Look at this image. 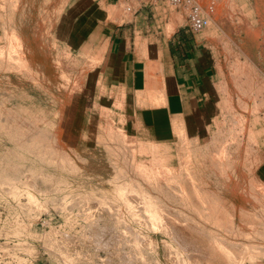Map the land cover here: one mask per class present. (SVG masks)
<instances>
[{
	"label": "rangeland",
	"instance_id": "obj_1",
	"mask_svg": "<svg viewBox=\"0 0 264 264\" xmlns=\"http://www.w3.org/2000/svg\"><path fill=\"white\" fill-rule=\"evenodd\" d=\"M89 3L0 0V119L12 116L22 124L28 122L24 128L36 130L19 131L24 135L19 142L8 135L0 147V264H186L185 256L195 251L186 248L183 230L198 238L203 231H218L219 238L229 242L264 245V184L259 183L263 142L259 124L256 129L249 127L250 121L261 120L264 125V0H120L108 9L123 19L145 13L151 28L165 35L179 26L188 28L193 7L208 20V26L196 33L213 45L218 62L213 92L218 114L201 137L186 134L181 126L171 140L156 143L124 118L121 102L103 109L95 100L82 102V107L76 101L85 74L96 61L89 53L72 52L56 42L53 28L58 18L76 14ZM27 47L40 56L42 70L24 62L14 65L11 58L27 52ZM26 95L31 97V109L23 100ZM33 135L39 138L31 139ZM20 141H27L28 151L36 149L32 154L37 155L23 154L20 148L22 157L10 159L19 154L14 147ZM155 151L164 155L158 158ZM152 157L162 162L152 163ZM123 183L133 196L135 189L143 191L145 199L138 190L135 198L145 206L137 199L130 207L119 198L126 194ZM116 184L121 192L114 189ZM150 199L163 213V224L151 223L148 215L155 213L142 210ZM220 208L235 210L229 213L231 227L208 220L216 214L209 210ZM240 208L257 220L259 232L237 236L243 225L238 219ZM246 264H264V259L254 256Z\"/></svg>",
	"mask_w": 264,
	"mask_h": 264
},
{
	"label": "crops",
	"instance_id": "obj_2",
	"mask_svg": "<svg viewBox=\"0 0 264 264\" xmlns=\"http://www.w3.org/2000/svg\"><path fill=\"white\" fill-rule=\"evenodd\" d=\"M119 2L90 0L86 8L55 23L56 42L72 52L89 53L96 61L85 74L76 101L81 105L95 100L103 109L121 102L124 118L155 143L171 140L181 126L188 135L203 136L218 114L213 106L218 74L213 45L204 34L181 26L168 35L157 32L145 13L134 12L130 19L110 13L108 9ZM256 123L263 142L259 182L264 184V125L250 121V129H256Z\"/></svg>",
	"mask_w": 264,
	"mask_h": 264
},
{
	"label": "bare ground",
	"instance_id": "obj_3",
	"mask_svg": "<svg viewBox=\"0 0 264 264\" xmlns=\"http://www.w3.org/2000/svg\"><path fill=\"white\" fill-rule=\"evenodd\" d=\"M11 23V22H10ZM10 25V24H9ZM13 27V26H12ZM12 27H11V29H12ZM10 28V27H9ZM10 29V30H11ZM12 31H13V29H12ZM27 45H29V43H28V41H27ZM26 51L27 52H23L22 51V53H21V55L19 56V54H20V52L19 53H17V56H16V58L15 57H13V58H11V60H16V63H14V65L15 64H18L19 62L20 63H26V66L27 67H36V68H41V70H42V65H40L39 64V60H40V56H38V54L36 55L35 54V52L31 49V48H26ZM19 56V57H18ZM45 61V60H44ZM19 63V64H20ZM58 63V62H57ZM35 65V66H34ZM40 65V66H39ZM52 65H53V63H52ZM58 65V64H57ZM56 65V66H57ZM60 65V64H59ZM61 66V65H60ZM57 67H59V66H57ZM12 68H14V66L12 67ZM60 68V67H59ZM47 69V68H46ZM61 69H58V71H60ZM55 71H57V69L55 68ZM61 72V71H60ZM69 73V72H68ZM61 74V73H60ZM62 76L63 75H65V77H66V74L64 73V72H62V74H61ZM68 79V78H67ZM253 80V79H252ZM67 84V83H66ZM16 87V86H15ZM251 87H252V85H251ZM26 88V87H25ZM30 90V89H29ZM26 91V92H25ZM24 92L25 93H27L28 92V88L25 90ZM26 96H28V95H26ZM23 99V98H22ZM23 100H28L27 102H28V105H27V107H29V109H31L32 107H31V102L32 101H30L31 100V97H25ZM13 106V105H12ZM27 112L29 113V110H27ZM9 113V112H8ZM7 113V114H8ZM7 114L5 115L6 117H7ZM15 114V113H14ZM263 115V114H262ZM8 116H10V114H8ZM12 117V116H11ZM9 118V117H7V120H2V119H0V147H4V140H5V137L6 136H8V135H11L12 136V138L11 139H13L14 138V140H16L15 142H19L18 140H19V138L22 136V137H24V135H22V133H20L19 134V131L20 132H27L28 133V131H35L36 132V130L34 129H30V128H24L23 127V124H25V123H20V121H18L17 119L15 120V119H13L12 120V118ZM262 117V116H261ZM8 118H9V121H8ZM20 120V119H19ZM23 120H25V119H23ZM29 121V120H28ZM31 121V120H30ZM32 122V121H31ZM28 123V122H27ZM26 123V124H27ZM25 124V125H26ZM11 125H14V127H12ZM28 125H29V123H28ZM20 126V127H19ZM11 127V128H10ZM38 131H39V128H36ZM27 130V131H26ZM251 132V131H250ZM11 133H13V134H11ZM28 134H30V133H28ZM33 134V133H32ZM40 134V133H39ZM41 135V134H40ZM30 136V135H29ZM37 136V135H36ZM35 136V137H36ZM39 136V135H38ZM37 136V137H38ZM42 136V135H41ZM34 137V135L32 136V137H30L31 139L32 138H35ZM37 137H36V139H37ZM26 138V137H25ZM25 138H22L23 139V141H25L24 139ZM39 138V137H38ZM251 138H252V135H251ZM10 139V138H9ZM21 139V140H22ZM31 139H30V141H31ZM35 139V140H36ZM253 139V138H252ZM35 140H33V142H35L34 143V145H38L39 146V144L38 143H36L37 142V140L35 141ZM39 140V139H38ZM42 140V139H41ZM47 140V139H46ZM22 141V142H23ZM28 141H29V139H28ZM21 141H20V143H17V144H19L18 146L16 145L14 148L16 149V151H18V149L20 150V148H21V150L23 149V154L24 153H28V155H29V153H30V155L32 154V152L33 151H35L36 149L38 150V152H39V149H40V146L38 147L37 146V148L35 149V150H31V152H29L28 151V148L27 147H29L28 145L27 146H25L26 145V143H27V141L26 142H23L22 143ZM32 142V143H33ZM22 143V144H21ZM39 143H40V141H39ZM30 149L32 148V146H33V144H31L30 143ZM14 146V145H13ZM6 147V146H5ZM34 147V146H33ZM50 147V146H49ZM39 148V149H38ZM46 148V147H45ZM48 148V147H47ZM25 149H27V150H25ZM29 149V150H30ZM33 149V148H32ZM53 149V148H52ZM3 150V149H2ZM7 149H5V151H6ZM13 150V149H12ZM12 150L10 149V151L12 152ZM20 150V151H21ZM43 150V149H42ZM41 150V151H42ZM46 150V149H45ZM48 150V149H47ZM46 150V151H47ZM1 151V150H0ZM13 151H15V150H13ZM16 151L15 152H13V153H16ZM44 151V150H43ZM19 152V151H18ZM0 153H3V152H0ZM4 153H7V151L6 152H4ZM50 153V152H49ZM52 153V152H51ZM53 153H54V151H53ZM144 153V152H143ZM142 153V154H143ZM155 154H154V156H156V157H158V156H162V155H164L163 153H160L159 151H155L154 152ZM22 154V153H21ZM34 154L35 155H37L36 154V152H34ZM34 154H32V156L34 155ZM48 154V153H47ZM14 155V154H13ZM19 155H20V152H19V154L17 153V155L15 154L14 156L15 157H10V159H12V158H16V156L17 157H19ZM42 155H44L43 154V152H42ZM45 155H46V153H45ZM51 155V154H50ZM56 155V154H55ZM144 155V154H143ZM8 156H9V154H8ZM21 156V155H20ZM153 156V155H152ZM22 157V156H21ZM20 157V158H21ZM26 157V156H25ZM36 157V156H35ZM43 157V156H42ZM37 158V157H36ZM44 158V157H43ZM59 158V157H58ZM57 158V159H58ZM68 158V157H67ZM153 158V157H152ZM159 158V157H158ZM158 158H156V159H158ZM61 159V158H60ZM156 159H155V157L153 158V160H151L152 161V163H156L157 161H160V162H162V158L161 159H159V160H157L156 161ZM14 160V159H13ZM21 160V159H20ZM44 160V159H43ZM50 160V159H49ZM54 160H56V159H54ZM79 160V159H78ZM81 160V159H80ZM51 161V160H50ZM59 162L60 161H63V160H58ZM68 160H66V162H67ZM164 161V160H163ZM27 162V161H26ZM47 162H48V160H47ZM57 162V161H56ZM159 162V163H160ZM63 163V162H62ZM186 163V162H185ZM223 164V163H222ZM63 165V164H62ZM71 165V164H70ZM73 165V164H72ZM137 165V164H136ZM150 165H151V162H150ZM150 165H149V167H150ZM153 165V164H152ZM151 165V166H152ZM156 165V164H155ZM160 165V164H159ZM186 165V164H185ZM67 166H68V164H67ZM158 166V165H157ZM156 166V167H157ZM184 166V165H183ZM71 167V166H70ZM74 167V166H73ZM139 167V166H138ZM141 167V166H140ZM139 167V169H141ZM154 167V166H153ZM77 168V167H76ZM144 168V167H143ZM142 168V169H143ZM146 168V167H145ZM151 168V170H154L152 167H150ZM155 168V167H154ZM161 168V167H160ZM162 168H165V167H163L162 166ZM167 168V167H166ZM165 168V169H166ZM169 168V167H168ZM171 168V167H170ZM8 169V168H7ZM11 169V168H10ZM14 169V168H13ZM60 169V168H59ZM62 169H63V167H62ZM72 169V168H71ZM159 169V168H158ZM15 170V169H14ZM65 170V169H64ZM67 170V169H66ZM70 170V169H69ZM150 170V171H151ZM155 170H156V172H155ZM154 170V173H158L157 172V169H155ZM161 170V169H160ZM172 170V169H171ZM184 170V169H183ZM72 171V170H71ZM73 171L75 172V170L73 169ZM159 171V170H158ZM165 171V170H164ZM163 171V172H164ZM167 171H169V170H167ZM225 171V170H224ZM68 173V172H67ZM116 173V172H115ZM119 173V172H118ZM186 173V172H185ZM168 174V173H167ZM225 174V173H224ZM155 175H157V174H155ZM178 175V174H177ZM226 175V174H225ZM170 176V175H169ZM172 176V175H171ZM179 176V175H178ZM224 176V175H223ZM116 177H117V174H116ZM157 177V176H156ZM113 178H114V176H113ZM118 178V177H117ZM116 178V179H117ZM120 178V177H119ZM171 178V177H170ZM27 179V178H26ZM30 179V178H29ZM169 179V178H168ZM112 180H115V179H112ZM182 180V179H181ZM116 181V180H115ZM114 181V182H115ZM169 181V180H168ZM25 182V181H24ZM24 182H23V184H24ZM128 182V181H127ZM258 182V181H257ZM29 183V182H28ZM107 183H109V182H107ZM121 183H122V181H121ZM120 183V184H121ZM124 183H126L125 181H124ZM123 183V184H124ZM260 183V182H259ZM258 183V184H259ZM31 184V183H30ZM112 184H115V183H112ZM132 183L131 182H129V185H131ZM261 184V183H260ZM259 184V185H260ZM28 185V184H27ZM26 185V187H28ZM32 185H33V183H32ZM64 185H66V183L64 184ZM128 185V184H127ZM127 185H125L124 184V186H123V192L122 193H126L125 195H127L126 197H125V195L124 194H122L123 195V197H119V198H121V199H125V201L124 202H126V204H127V202H128V205H134V203L133 202H135L136 203V201H132V200H137V201H139L140 200V198H135V197H138V195H137V193L135 192L136 190H138V189H135V191H133L134 193V196L130 193V192H126L125 190H127ZM203 185V184H202ZM117 186V184L115 185V187ZM132 187L133 186H135V185H131ZM29 187H30V185H29ZM28 187V188H29ZM114 187V189H116V190H120V192L122 191V189H120V188H122L121 187V185L118 187H116L115 188ZM136 187V186H135ZM134 187V188H135ZM261 187V186H260ZM118 188V189H117ZM113 189V190H114ZM128 189H130V187L128 188ZM132 189V188H131ZM140 190V189H139ZM138 190V191H139ZM199 190V189H198ZM119 192V191H118ZM143 191H139V194L140 193H142ZM195 192V191H194ZM112 193H113V191H112ZM136 193V194H135ZM116 195H118V193L116 194ZM141 195V194H140ZM139 195V196H140ZM145 196V195H144ZM146 196H148V197H150L148 194L146 195ZM127 197H129L128 199H127ZM140 197H142V195L140 196ZM190 197V196H189ZM118 198V199H119ZM142 198H146V197H142ZM141 198V199H142ZM195 198H197V195H196V197ZM143 199V200H144ZM149 199V198H148ZM100 200H103V198L102 199H100ZM106 200V199H105ZM108 200V199H107ZM115 200V199H114ZM120 200V199H119ZM126 200H128V201H126ZM142 200V201H143ZM104 201V200H103ZM109 201H111L110 199H109ZM130 201V202H129ZM151 201V199L148 201V202H150ZM203 201V200H202ZM227 201V200H226ZM102 202V201H101ZM105 202V201H104ZM107 202V201H106ZM105 202V203H106ZM121 203L123 202V201H120ZM139 202H141V200L139 201ZM147 202V201H146ZM152 202H154V200L152 201ZM152 202H150V205L147 203V205H146V207H145V209H142L144 212H146L147 214H149V213H155V215H152V214H149L148 215V217L150 218V220H151V223H156L157 225L159 224L160 225V223L162 222V224H163V221L165 220L164 219V216L162 215H160L159 213H161V211H160V209H157V207L155 208V206H153V205H151V204H154V203H152ZM156 202V201H155ZM210 202V201H209ZM142 204H143V206H145V202H141ZM212 203V202H211ZM125 204V203H124ZM123 204V205H124ZM140 204V203H139ZM160 204V203H159ZM162 204V203H161ZM193 204V203H192ZM201 204V203H200ZM219 204V203H218ZM227 204V203H226ZM131 205H130V207H131ZM204 205V204H203ZM213 205V204H212ZM125 206V205H124ZM151 206V207H150ZM208 206H210V205H208ZM215 206V205H214ZM216 206H217V204H216ZM128 207V206H127ZM137 208H139V207H137ZM136 208V209H137ZM132 209V208H131ZM135 209V208H134ZM133 209V210H134ZM140 209V208H139ZM138 209V210H139ZM162 209V208H161ZM118 210H119V208H118ZM142 210H140V212L142 211ZM213 210V212H216V214H214L213 212H212V214H214V215H209V217H207L208 218V220H210L211 222L212 221H214V222H217V223H220V225H221V227H223V228H228V227H231V224H230V222H231V220H232V216L229 214V213H233V212H235V210L234 209H222L221 210V208L220 209H211V210H209V211H212ZM127 211V210H126ZM130 211H132V210H130ZM135 211H137V210H135ZM202 211H204V210H201V212ZM206 211V210H205ZM140 212L138 213L139 214V216H140ZM238 219L240 220V222H242L243 223V225L242 226H240L239 227V232L237 233V236L238 235H242V236H246V237H249L251 234H253L254 232L253 231H255V232H259V224H258V222H257V220L255 219V218H253V215L251 214V213H249L248 211H246V210H244V209H239L238 211ZM248 212V213H247ZM133 213V212H132ZM143 213V212H142ZM157 213V214H156ZM134 214H136L135 212H134ZM132 215V214H131ZM145 215V214H144ZM164 215H166V217H168L169 215H167L166 213L164 214ZM233 215V214H232ZM136 216H138V215H136ZM142 216V215H141ZM141 216H140V218H141ZM153 216H155V217H153ZM184 216V215H183ZM211 216V217H210ZM146 217H147V215H146ZM170 217V216H169ZM176 217V216H175ZM186 217H189V216H186ZM144 218V220H146L145 219V217H143ZM132 219V218H131ZM134 219H137L136 217H134ZM138 219H139V217H138ZM137 219V220H138ZM167 219V218H166ZM176 219V218H175ZM184 219V218H183ZM191 219H193V218H191ZM206 219V218H205ZM140 220V219H139ZM141 220H142V218H141ZM140 220V221H141ZM186 220V219H185ZM134 221V220H133ZM147 221H148V219H147ZM159 221H161L160 223H157V222H159ZM194 221V220H193ZM250 221H253V223H251ZM145 222V221H144ZM165 222V221H164ZM139 223V222H138ZM167 223V222H166ZM150 224V223H149ZM196 224V223H195ZM145 225V224H144ZM151 225V224H150ZM197 225V224H196ZM195 225V226H196ZM148 226V225H147ZM152 226H155V225H153L152 224ZM170 226H172V225H170ZM186 226V225H185ZM215 226H218V228H219V225H215ZM156 227V226H155ZM174 227V226H173ZM212 227V226H211ZM242 227V228H241ZM150 228H152V227H150ZM160 228H162V227H160ZM164 228V227H163ZM215 228V227H214ZM217 228V229H218ZM216 229V228H215ZM166 230V228L164 229V231ZM249 230H251V231H249ZM169 231V230H168ZM171 231V230H170ZM169 231V232H170ZM203 231V230H202ZM212 231V230H211ZM215 232H216V230H214ZM166 233H167V235H168V232H167V230L165 231ZM164 232V233H165ZM200 232H201V230H200ZM205 231H203V234L202 233H200V234H202L201 236L202 237H200V238H198L197 236L198 235H196V234H194V235H192L191 233H190V231H187V230H183V239L185 240V242H186V244H188V246L189 245H192V247L190 246V247H188V246H186V248L187 249H189V250H191L192 251V249L195 251V252H193L192 254H190V256H188V257H186L185 256V258L187 259L186 261L188 262V263H186V264H246V261H249L250 259H252L254 256H260V257H263V259H264V245H262L261 243H259V242H256V243H253V244H248V243H246V242H235V241H228V239L226 238H219V234H218V231L215 233V234H213V233H210V232H205ZM173 233V232H172ZM218 234V235H217ZM255 234V233H254ZM171 235H173V234H171ZM261 235H262V233H261ZM222 236V235H221ZM224 237V236H223ZM144 238V237H143ZM181 239V238H180ZM144 240V239H143ZM171 240V239H170ZM193 240V241H192ZM195 240H197L199 243H197V244H195ZM178 241V240H177ZM180 242V241H179ZM229 242V243H228ZM149 244V243H148ZM185 244V243H184ZM177 245H179L178 244V242H177ZM164 246V245H163ZM168 247V246H167ZM178 247V246H177ZM179 248V247H178ZM186 249V250H187ZM171 250H173L172 248H171ZM176 249H174L173 251H175ZM180 250V249H179ZM183 250V249H182ZM184 250H185V248H184ZM183 250V251H184ZM185 250V251H186ZM188 250V251H189ZM169 251V250H168ZM184 251V252H185ZM190 251V252H191ZM172 252V251H171ZM179 253V255H180V252H178ZM196 253V254H195ZM176 254V253H175ZM166 255V254H165ZM169 255V254H168ZM174 256V255H173ZM172 256V257H173ZM169 257H170V255H169ZM175 258L176 257H178V255H176V256H174ZM180 258H181V255L179 256ZM168 258V257H167ZM169 259V258H168ZM174 260V259H173ZM189 260V261H188ZM172 261V260H171ZM192 261V262H191ZM175 262H177V263H180V261L178 262V261H175ZM169 263L170 264H173V262L171 263L170 261H169ZM176 263V264H177ZM182 264H185L184 263V261H183V263Z\"/></svg>",
	"mask_w": 264,
	"mask_h": 264
},
{
	"label": "built area",
	"instance_id": "obj_4",
	"mask_svg": "<svg viewBox=\"0 0 264 264\" xmlns=\"http://www.w3.org/2000/svg\"><path fill=\"white\" fill-rule=\"evenodd\" d=\"M208 26V20L199 13V9L193 7L192 12L188 16V30L192 33L199 32Z\"/></svg>",
	"mask_w": 264,
	"mask_h": 264
}]
</instances>
